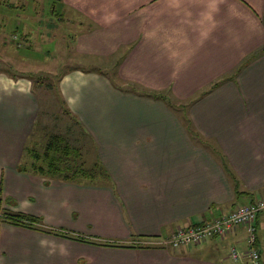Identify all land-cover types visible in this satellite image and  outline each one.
I'll list each match as a JSON object with an SVG mask.
<instances>
[{"label": "crops", "instance_id": "0c3cea01", "mask_svg": "<svg viewBox=\"0 0 264 264\" xmlns=\"http://www.w3.org/2000/svg\"><path fill=\"white\" fill-rule=\"evenodd\" d=\"M7 1L12 15L26 12L29 0ZM58 1L46 0L43 14L52 4L53 15H78V63L109 59L125 47L120 79L195 100L180 102L178 112L77 63L61 78V95L97 143L110 177L78 184L31 170L41 104L31 81L0 70V212L25 213L45 230L87 240L0 220V264L251 263L234 262L221 246L230 238L231 247L247 244V254L244 225L201 244L161 243L264 198V52L251 59L264 48V0ZM23 24L13 23L20 30ZM23 165L30 170L20 171ZM253 225L264 264V212Z\"/></svg>", "mask_w": 264, "mask_h": 264}, {"label": "rangeland", "instance_id": "374dc122", "mask_svg": "<svg viewBox=\"0 0 264 264\" xmlns=\"http://www.w3.org/2000/svg\"><path fill=\"white\" fill-rule=\"evenodd\" d=\"M45 1H26L22 3L24 4L23 8L27 5L26 12L20 11V13L10 15L7 9L9 7L8 1L0 0V17L2 15V17L5 16L4 19L8 18L6 22H2L3 18H0V70L10 73L14 79L24 77L31 81L33 90L40 101L41 109L33 131L36 137L33 139L36 142L32 143L34 149L42 154L52 134L67 135L71 132L73 136L70 135L68 141L81 151L80 164L83 163L84 167L89 170L97 166V171L101 169V166L105 168L100 158L99 147L96 142L93 143L90 136L84 135L83 128L80 125H75L74 119L65 113L68 107L63 102L59 87L63 75L79 62L74 59L77 54L73 46V26L77 25L79 17L70 10L62 12L63 9L59 10L60 13L62 12L61 15L60 13L57 14L58 16L56 13L53 15L50 12L51 9L53 10L52 4L49 6L50 10L47 9V13L43 14ZM125 1L126 3L131 2V0H122V2ZM155 1L158 2V0ZM152 2L149 3V7L155 5V2ZM17 20L24 23L22 30L14 28L13 23ZM127 50L128 48L124 47L119 54L109 59L96 58L91 63L81 59V63L78 64L92 66L98 71H104L112 82L121 87H130L131 90L146 92L147 89L143 86L127 83L120 79L117 74L118 64ZM212 86L213 84L208 87V91L211 90ZM167 95L169 96V94ZM169 99L174 107L178 108L181 103L188 104L189 107L195 97L183 102L177 98H171V95ZM96 177H98L95 180L96 184L103 183V178L101 179L97 174ZM231 242L232 239L229 238L221 243L227 255L232 254L233 248L239 253L244 252L243 249H247V244L231 247Z\"/></svg>", "mask_w": 264, "mask_h": 264}, {"label": "trees", "instance_id": "16d2710c", "mask_svg": "<svg viewBox=\"0 0 264 264\" xmlns=\"http://www.w3.org/2000/svg\"><path fill=\"white\" fill-rule=\"evenodd\" d=\"M263 52H264V48H262L261 50H259L255 54H253L251 59L257 57L259 54H261ZM226 79L227 78H224L223 81ZM112 83L115 84V86H117L118 88L122 89L123 91H126V92L131 91L130 87L125 88V87L119 86L118 84H116L114 82H112ZM220 84H221V81L214 83L213 86L211 87V90L215 89ZM132 91H137V90H132ZM139 93H141L145 97H150V98H153L155 100L162 101V102L166 103L170 109H173L175 111L177 110L178 112H179V109L182 107L180 105L178 108H176V107H174L173 103L170 102V99H169L170 95H171V98L172 97H173V99L175 98L174 96H172L171 92L164 93V92H159V91H153V92L143 91V92H139ZM167 94H169V96ZM62 99H63V97H62ZM63 102L67 106V103L65 102L64 99H63ZM65 113L67 115L71 116L72 119H74L75 125H80L83 128L84 132L86 133V134L84 133V135L90 136L86 132L85 128L83 127V125L81 124L79 119L75 115H73L69 109H66ZM184 122L187 126L190 123V121L187 119H185ZM192 129H190L191 136L194 138L195 142H200L201 141L200 134L196 131L193 132ZM70 135H71V137L73 136L71 132L67 135H65V134L64 135L63 134H52L49 137L48 143H47L45 150L42 154L39 151H37L36 149L30 148L28 150V152L30 153L32 160H33L32 164H31V170L34 173H36L37 175H40V176L45 177V178H50V179L56 178V179H59L62 181L74 182V183H78V184L85 183V182L96 184L95 180L98 178V177H96V174L99 175L101 177V179L103 178V181L110 180L109 174L103 166H101V169L96 171V168L98 169L97 166H95L94 168H91L89 170V169H86L84 167L83 163L80 164L79 160L82 157V153L77 147L72 146L71 143L68 141V138L70 137ZM79 138H80V136H79ZM93 143H94V141H93ZM205 146L210 148L209 145H205ZM211 151L214 152L212 149H211ZM218 152L220 153L219 156L221 158V162L223 163L224 168L227 170L228 168L225 165L226 158L220 151H218ZM214 154H215V156L217 155V150H215ZM19 169H20V171H23V172L30 170V168H28V166H24V165L20 166ZM231 178L234 181H236L235 177L232 176V174H231ZM253 204H255V203L253 202L249 205H253ZM0 220L3 222L9 223L11 225L41 230V231L48 232L51 234H55V235H58L61 237L71 238V239H75V240L81 241V242H87V240L85 238H82V237L72 238L70 235H68L65 232H56V231L45 230L44 228H42L40 226L42 224L40 219L29 216L25 213H13L10 211H6V210L2 211L1 210ZM192 227H194V226H192ZM247 228H248V226H247ZM255 233H256V228H255ZM249 236H250V232L248 230V237ZM247 241H248V239H247ZM254 244H255V248H256L257 238H256V242ZM249 248L250 247L248 244V250H249ZM260 263H261V261H260Z\"/></svg>", "mask_w": 264, "mask_h": 264}, {"label": "built area", "instance_id": "2783aa9c", "mask_svg": "<svg viewBox=\"0 0 264 264\" xmlns=\"http://www.w3.org/2000/svg\"><path fill=\"white\" fill-rule=\"evenodd\" d=\"M264 212V198L253 205L238 207L234 212L220 218L214 219L203 225H196L186 229L177 230L171 238L161 243L164 246L179 248L204 243L212 238H224L231 231L240 225L248 226L250 236L248 237L249 250L247 254L239 253L235 248L232 249L231 258L235 262L250 259L252 264L260 263V253L255 248L256 233L253 226L258 216Z\"/></svg>", "mask_w": 264, "mask_h": 264}]
</instances>
